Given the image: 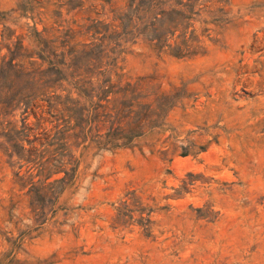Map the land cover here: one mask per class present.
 Returning <instances> with one entry per match:
<instances>
[{
	"label": "rangeland",
	"instance_id": "rangeland-1",
	"mask_svg": "<svg viewBox=\"0 0 264 264\" xmlns=\"http://www.w3.org/2000/svg\"><path fill=\"white\" fill-rule=\"evenodd\" d=\"M102 4L0 0V56L6 36L30 46L32 29L88 42L91 20L110 21ZM224 11L195 56L124 46L123 80L174 105L129 147H73V179L41 223L16 180L36 168L5 155L0 126V264H264V0ZM27 113V139L48 138L52 125ZM23 115L4 119L18 129Z\"/></svg>",
	"mask_w": 264,
	"mask_h": 264
},
{
	"label": "trees",
	"instance_id": "trees-1",
	"mask_svg": "<svg viewBox=\"0 0 264 264\" xmlns=\"http://www.w3.org/2000/svg\"><path fill=\"white\" fill-rule=\"evenodd\" d=\"M102 2V9L109 6L110 21L91 20L85 27L88 42H75L70 28L56 36L32 29L30 46L21 36L14 41L5 37L8 42L0 56V126L6 128L8 147L3 151L8 158L14 155L36 168L35 181L30 174L16 176L20 188L26 189L36 223L52 212L58 194L73 179L77 166L73 147H129L160 127L174 105L172 96L157 92L149 98L139 84L123 80L117 58L124 46L141 41L156 54L177 59L200 54L203 37L212 30L208 26L224 22L228 0ZM16 110L24 114L18 129L4 119ZM27 111L52 125L48 138L27 139ZM57 174L61 175L46 181Z\"/></svg>",
	"mask_w": 264,
	"mask_h": 264
}]
</instances>
